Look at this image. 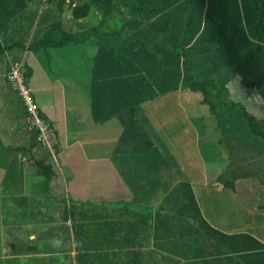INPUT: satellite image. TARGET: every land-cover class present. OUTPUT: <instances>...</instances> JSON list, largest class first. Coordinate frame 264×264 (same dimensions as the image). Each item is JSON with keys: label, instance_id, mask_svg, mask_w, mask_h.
I'll return each instance as SVG.
<instances>
[{"label": "trees", "instance_id": "16d2710c", "mask_svg": "<svg viewBox=\"0 0 264 264\" xmlns=\"http://www.w3.org/2000/svg\"><path fill=\"white\" fill-rule=\"evenodd\" d=\"M36 1L0 0V59L5 72L15 62L21 64L23 84L31 87L37 116L46 122L47 151L42 157L33 154L40 135L34 127L28 145L9 148L34 163L45 185L57 170L67 178L79 176L84 156L79 144L65 141L60 82L46 80L50 101L32 82L34 75L42 76L32 53L86 42L96 50L87 93L91 116L96 123L119 120L123 129L117 148H152L138 122L140 105L182 87L201 96L220 130L219 144L229 158L218 176L223 187L233 189L239 179L264 175V118L232 100L226 86L237 75L243 87L264 94V0H78L74 5L73 0H42L45 9L54 7L60 17L49 20L42 13L26 46L22 37L9 36L31 16L30 5ZM65 5L71 7L74 27H64ZM92 7L96 19L87 21ZM24 49L29 53L22 63ZM186 187L179 213L191 226L183 237L196 249L185 256V264H264V243L246 232L227 234L212 227L190 185Z\"/></svg>", "mask_w": 264, "mask_h": 264}, {"label": "crops", "instance_id": "0c3cea01", "mask_svg": "<svg viewBox=\"0 0 264 264\" xmlns=\"http://www.w3.org/2000/svg\"><path fill=\"white\" fill-rule=\"evenodd\" d=\"M115 27L118 26L115 24ZM3 67H0L2 76ZM48 81L53 84L52 80ZM232 83L234 91L239 88L237 84L242 88L243 100L234 101L243 103L249 112L247 103L264 108L263 92L243 87L237 75L226 84L230 98L234 92L230 87ZM170 93L177 95L175 103L169 104L163 98ZM170 93L146 101L152 102V110L146 102L140 105L138 122L149 134L152 148H117L123 129L121 123H117L119 120L111 118L96 123L89 116L87 120L92 122L84 130L76 123L69 124L62 88L65 141L67 145L79 144L84 156L80 163L82 172L76 177L67 178L65 172L57 170L51 182L45 185L41 176L28 169L26 159L21 163L13 160L11 155L15 151L9 148L15 147L14 144L0 145V156L7 153L5 164L0 165V172H5L4 179L9 170L22 174V183H15V179L0 180V214L5 212L0 226L1 231L7 233L6 239L0 237V264H185V256L196 249L183 237L191 226L184 214L179 213L183 208L180 200L188 195L187 184L202 217L212 227L227 234L246 232L264 243L263 234L253 231L249 225L255 215L248 212L251 205L239 208L243 199L236 200L243 189L251 197L258 193L256 188L261 185L254 182L259 176L237 180L234 188L226 193L217 176L213 183H207L206 163L202 175L192 174L189 145L192 143L201 151L214 125L211 118L208 119V107L201 102L199 94H195L197 101L190 102L187 98L192 91L188 89L180 87ZM23 104L19 101L22 110L10 116H15L16 126L25 130L20 127V118L27 119L29 114ZM262 115L258 118H264V113ZM2 122L0 138L13 137L12 127H5ZM101 125L109 129V140L112 139L107 148L102 142L94 145L89 140L91 136H98L96 130L104 129ZM25 131L28 133L27 129ZM219 138L216 135L214 139L221 148V158L216 165L226 166L228 153L219 144ZM262 169L264 171V166ZM185 181L189 183H183ZM224 196L229 199L222 201ZM256 200L262 199L254 197L247 203ZM236 201L238 207L229 206ZM18 226L31 228V231L22 234Z\"/></svg>", "mask_w": 264, "mask_h": 264}, {"label": "rangeland", "instance_id": "374dc122", "mask_svg": "<svg viewBox=\"0 0 264 264\" xmlns=\"http://www.w3.org/2000/svg\"><path fill=\"white\" fill-rule=\"evenodd\" d=\"M79 1L78 0H73V5L77 4ZM45 7V6H44ZM42 5V0H37L35 2V4L30 5V9L29 12L31 14L30 17H25V19H23L24 21L21 23V25L19 26V28L12 33L11 37L14 38H19L23 40H25V45H28V42L30 40V38L32 39L33 37V28L36 27L35 24H37L38 20L41 19L42 17V13L44 15L47 16V18L49 20H53V19H57L58 17H60V15L57 13V10L52 7L49 6L47 9H45ZM96 9L92 7V12L90 13V15L85 18L87 21H92L96 19ZM37 16H39V18H37ZM34 21L29 22L28 19H32L35 18ZM71 17V7H67L65 5L64 11L62 13V19L64 20V27L68 28V27H74L76 26L75 22L70 20ZM75 23V24H74ZM33 27V28H32ZM76 28V27H75ZM24 34V35H23ZM88 42L86 43H70L68 46L66 47H62V48H53V49H48L47 51L44 50H38L35 53H32V58L33 60L38 63V65L40 66L41 70H42V76L39 75H34L32 77V82L35 83V85L39 86V90H40V94L43 96V99L46 100H52L51 99V94L47 89V84H46V80L50 79L53 82H57L59 81L60 84H62V88H63V99H64V104L65 105V112H67L69 118H67L69 124L72 123H76V126H78L80 129L84 130L86 128L89 127V125L91 124L90 122H92L91 120L88 121L87 117H91V112H90V106L89 105V97H87V93L89 90V80H90V72H91V67H92V58L93 55L95 53V48L93 47L92 43H88V48L85 47L87 45ZM29 52L24 49L22 52V58L20 60V62L23 63V59L25 57V55H27ZM13 63V62H12ZM10 63V64H12ZM16 63V62H15ZM14 63V64H15ZM3 61L0 59V67H3ZM11 66V65H10ZM4 68V67H3ZM10 70V68H9ZM3 77V78H2ZM235 84L232 83L231 84V90L232 92L234 91V86ZM237 86L239 87L238 90L234 93H232L231 95V99L233 100H243L242 99V95L240 93V90L242 89L241 86H239V84H237ZM29 89V88H27ZM42 90H46L45 92H42ZM30 91V89H29ZM39 94V92H37V95ZM196 93L192 92V95L189 96L187 99L190 102H194L197 101L195 100V98L197 96H195ZM197 95V94H196ZM177 95L175 93H170L168 94V96H164V99H167L170 103H173V101L175 100V97ZM201 97V96H200ZM177 100V98H176ZM19 101L22 103L24 102L22 94L20 89L16 86V84L11 81L9 79V71L5 72L4 76L0 75V121H3L2 124L5 127H9L11 126V131L14 132V136L11 138H7L6 136H2L0 138V145L5 143V144H14V146H20L22 144H26L28 145L30 139H31V135L33 134V127L35 129H38V125L35 122L34 118L31 116V114L28 112V114L30 115L29 118L27 117V119H24V117L20 118L21 124L20 127H24V129L28 130V133H26L25 130L20 129L16 126V122H14V118L15 116H10L12 114V112H18L20 110H22L19 106ZM152 102H146L147 106H150L149 110H152ZM175 103V101H174ZM25 104V103H24ZM23 104V105H24ZM254 103H247L248 109L250 110L251 113H253L255 116L257 117H262L263 113H264V108H256L257 106L253 105ZM26 106V105H25ZM195 107V104H193L192 109ZM27 109V107H26ZM258 109V110H257ZM209 116L208 119L211 118L212 122H213V127L215 130L214 134V129L212 130V134L211 137L209 138L208 142L206 143L205 146H202L201 151H199L197 149V147L195 145H193L192 143H190V147L189 150H191V156H190V160L193 162V166L191 167V171L192 174L195 175H202L203 174V169H204V163H206V175H207V183H213L214 179H217L216 176L218 177L225 165L223 163H219V166H217V162L220 161V150L221 148H218L217 142L214 141L216 135L217 137L220 136L219 133V129L216 126L215 120L213 118V116L211 115V113L208 111ZM64 114V113H63ZM10 118V119H9ZM9 119V120H8ZM5 120V121H4ZM8 120V121H6ZM93 120V119H92ZM207 120V119H205ZM208 121V120H207ZM209 122V121H208ZM211 122V121H210ZM118 124L120 122H117ZM43 126L46 129V122H43ZM104 129H100V130H96L97 135L98 136H91L89 138L90 143L91 144H98L99 142L103 143V146H105V148H107L108 143L112 140H109V129L105 128L104 125H101L100 128ZM44 129V131H45ZM25 131V133L23 132ZM80 133V132H79ZM29 137V138H28ZM37 141L39 142L38 145H36L33 149V154L34 156L37 157H42V155H44L46 153V144H47V140L45 138V133L44 134H40L37 137ZM50 142L52 143V140L50 139ZM52 145V144H51ZM87 146V145H86ZM202 154V157L200 156V153ZM11 157L13 158L14 161H20L24 162L25 158H23V156L21 155V153L19 152H15V154L11 155ZM54 158L57 159V156L54 154ZM22 159V160H21ZM7 160V153H2V155L0 156V165L5 164ZM51 161L52 160L51 158ZM2 163V164H1ZM28 169H30L32 171V173H36V168L34 167V163L32 161H28ZM26 166V164H25ZM188 170V167H187ZM20 173V174H19ZM5 172H0V180L1 182H8L9 180H13L15 179V183H22V174L21 172L17 171V172H11V170H9L6 179H4V175ZM40 177V176H38ZM41 178V177H40ZM257 179L255 180L254 183H258L260 186V188H256V191H258V193L256 194L253 193L252 197L249 196L248 194L244 193V189H243V193H240V195H237L238 197L236 198V200L238 198H242L243 202H240L239 204V208H243L244 206L248 207L249 205H251L250 209L248 210V212L250 213L252 211V216L254 217L249 225L251 227H253V231H258L260 234H263L264 236V175L260 176V177H256ZM42 179V178H41ZM41 179H39V181H41ZM218 180V179H217ZM218 182L221 183L220 180H218ZM43 183V181H42ZM257 184V185H258ZM226 193H229V190L226 189L225 190ZM247 192V191H246ZM254 197H257V199H262L260 200H256V202L248 204V199H252ZM224 201V198L229 199L228 196H224L222 197ZM247 198V199H245ZM1 204L3 205V203L1 202ZM229 206L231 207H238V203L236 202H232V205L229 204ZM234 208V209H235ZM249 208V207H248ZM245 213H247L245 211ZM248 215H251L249 214ZM5 215V212L2 211V213L0 214V224H1V220H2V216ZM3 222V221H2ZM20 219L19 217H17V223H20ZM2 225V224H1ZM36 230H38V228H35ZM18 230L20 231V233L25 234L27 231H31V228H27V227H20L18 226ZM260 234L258 235V237L262 238L260 236ZM6 232H2L1 231V226H0V237L1 239H6ZM23 238V236H22ZM0 239V240H1Z\"/></svg>", "mask_w": 264, "mask_h": 264}, {"label": "built area", "instance_id": "2783aa9c", "mask_svg": "<svg viewBox=\"0 0 264 264\" xmlns=\"http://www.w3.org/2000/svg\"><path fill=\"white\" fill-rule=\"evenodd\" d=\"M9 79L13 81L16 86L20 89L24 103L27 107L28 112L31 114V116L34 118L35 122L38 125V129L40 130V134H44V126L43 121H41L36 112V107L33 103L31 94L29 89L25 87L23 84V78H22V70H21V64L15 63L11 66V69L9 71Z\"/></svg>", "mask_w": 264, "mask_h": 264}]
</instances>
